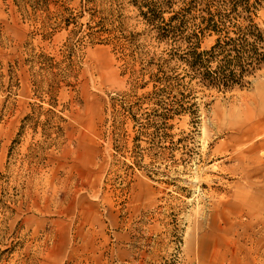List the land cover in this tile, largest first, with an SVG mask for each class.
<instances>
[{"label": "rangeland", "instance_id": "obj_1", "mask_svg": "<svg viewBox=\"0 0 264 264\" xmlns=\"http://www.w3.org/2000/svg\"><path fill=\"white\" fill-rule=\"evenodd\" d=\"M91 1L0 0V264H264V70L172 115L168 46Z\"/></svg>", "mask_w": 264, "mask_h": 264}, {"label": "trees", "instance_id": "obj_2", "mask_svg": "<svg viewBox=\"0 0 264 264\" xmlns=\"http://www.w3.org/2000/svg\"><path fill=\"white\" fill-rule=\"evenodd\" d=\"M31 1V0H29ZM46 0H33L34 5ZM92 3L91 0H84ZM137 9L148 32L158 43L168 46L158 56L146 61L155 69L150 74L154 90L165 96L167 112H189L197 117L193 93L196 83L206 90L225 93L242 88L256 73L264 70V0H115ZM168 13L169 17L164 18ZM68 25L70 21L64 19ZM90 30L91 27L86 24ZM99 26L96 25V27ZM114 28L100 27L94 33L107 34L118 42L129 36H116ZM213 37V44L201 48L203 37Z\"/></svg>", "mask_w": 264, "mask_h": 264}, {"label": "crops", "instance_id": "obj_3", "mask_svg": "<svg viewBox=\"0 0 264 264\" xmlns=\"http://www.w3.org/2000/svg\"><path fill=\"white\" fill-rule=\"evenodd\" d=\"M263 144H264V142H263ZM263 151H264V146H263Z\"/></svg>", "mask_w": 264, "mask_h": 264}]
</instances>
